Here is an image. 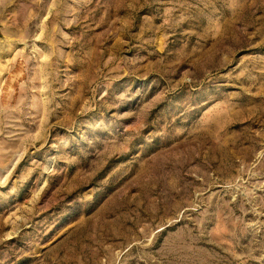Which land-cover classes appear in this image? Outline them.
Returning <instances> with one entry per match:
<instances>
[{
	"label": "rangeland",
	"instance_id": "1",
	"mask_svg": "<svg viewBox=\"0 0 264 264\" xmlns=\"http://www.w3.org/2000/svg\"><path fill=\"white\" fill-rule=\"evenodd\" d=\"M0 25V264H264V0Z\"/></svg>",
	"mask_w": 264,
	"mask_h": 264
},
{
	"label": "water",
	"instance_id": "2",
	"mask_svg": "<svg viewBox=\"0 0 264 264\" xmlns=\"http://www.w3.org/2000/svg\"><path fill=\"white\" fill-rule=\"evenodd\" d=\"M2 36V32H1V25H0V37Z\"/></svg>",
	"mask_w": 264,
	"mask_h": 264
}]
</instances>
